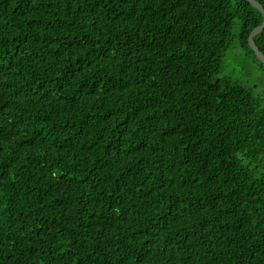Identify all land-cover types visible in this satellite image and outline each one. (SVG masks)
Wrapping results in <instances>:
<instances>
[{
  "label": "trees",
  "instance_id": "16d2710c",
  "mask_svg": "<svg viewBox=\"0 0 264 264\" xmlns=\"http://www.w3.org/2000/svg\"><path fill=\"white\" fill-rule=\"evenodd\" d=\"M263 21L0 0V264H264V89L224 73Z\"/></svg>",
  "mask_w": 264,
  "mask_h": 264
},
{
  "label": "rangeland",
  "instance_id": "374dc122",
  "mask_svg": "<svg viewBox=\"0 0 264 264\" xmlns=\"http://www.w3.org/2000/svg\"><path fill=\"white\" fill-rule=\"evenodd\" d=\"M235 45L237 47L236 42ZM224 66L225 75L241 79L249 87L264 89V68L240 46L226 53Z\"/></svg>",
  "mask_w": 264,
  "mask_h": 264
},
{
  "label": "water",
  "instance_id": "95a60500",
  "mask_svg": "<svg viewBox=\"0 0 264 264\" xmlns=\"http://www.w3.org/2000/svg\"><path fill=\"white\" fill-rule=\"evenodd\" d=\"M247 1L252 7H254L258 11H260V13L263 15V18H264V7L256 0H247ZM262 32H264V21L260 26L255 28L252 31V33L250 34L249 45H250L251 49L254 51V53H255L256 57L259 59V61L264 64V54L260 51V49L257 47V45L254 41V38L256 36H258L259 34H261Z\"/></svg>",
  "mask_w": 264,
  "mask_h": 264
}]
</instances>
